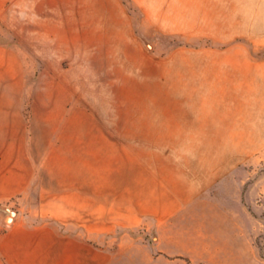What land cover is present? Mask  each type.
I'll list each match as a JSON object with an SVG mask.
<instances>
[{
    "label": "rangeland",
    "instance_id": "374dc122",
    "mask_svg": "<svg viewBox=\"0 0 264 264\" xmlns=\"http://www.w3.org/2000/svg\"><path fill=\"white\" fill-rule=\"evenodd\" d=\"M0 145L38 177L1 209L5 228L20 215L37 235L4 243L0 264H191L151 226L106 232L133 196L130 157L177 195V219L220 241L237 224L264 264V0H0ZM72 175L98 180L91 240L30 215L41 177Z\"/></svg>",
    "mask_w": 264,
    "mask_h": 264
},
{
    "label": "crops",
    "instance_id": "0c3cea01",
    "mask_svg": "<svg viewBox=\"0 0 264 264\" xmlns=\"http://www.w3.org/2000/svg\"><path fill=\"white\" fill-rule=\"evenodd\" d=\"M130 158L129 161L135 163L140 170L139 176H125L129 179L124 184V190L133 196L129 201H123V208H119L116 217L109 219L105 226L106 232H112L117 225L131 229L141 226L148 229L151 226L157 233L156 246L164 256L186 257L191 264H259L251 240L244 236L240 226L231 224L222 234L223 241H220L219 233H211L205 229V225L191 227L190 224L180 221L177 215L183 207L177 195L143 160ZM37 180L35 169L29 160L21 161L16 154L7 157L0 145V250L3 249L4 243L15 245V238L19 239L20 244L21 240L33 242L37 235L20 215H17L9 229L5 228L1 213L3 206L29 196ZM39 180L41 188L38 192V206L30 215L49 218L67 226V229L69 226H80L83 233L86 232L87 239L91 240L90 235L97 233L95 224L100 219L99 204L96 202L95 207H87L85 195L91 194L93 201L97 199L94 194L99 193L98 180L96 179L95 183L92 180L91 185H85L82 177L77 175L64 178L43 176ZM175 180L177 182V178ZM51 182L55 189L46 187ZM69 194L72 199L68 198ZM166 203L169 207H164ZM187 228L186 244H177L180 239L176 231ZM44 232L65 249L71 244L78 247V242L81 248L83 246L80 237H71L69 241L65 236L58 238L57 233L46 228ZM76 254L77 257H83L81 250L79 253L76 251Z\"/></svg>",
    "mask_w": 264,
    "mask_h": 264
},
{
    "label": "bare ground",
    "instance_id": "6f19581e",
    "mask_svg": "<svg viewBox=\"0 0 264 264\" xmlns=\"http://www.w3.org/2000/svg\"><path fill=\"white\" fill-rule=\"evenodd\" d=\"M12 216H13V215H11L10 217H8V218H7V221H9V222H10V221H11V219H12Z\"/></svg>",
    "mask_w": 264,
    "mask_h": 264
},
{
    "label": "water",
    "instance_id": "95a60500",
    "mask_svg": "<svg viewBox=\"0 0 264 264\" xmlns=\"http://www.w3.org/2000/svg\"><path fill=\"white\" fill-rule=\"evenodd\" d=\"M9 222V221H8Z\"/></svg>",
    "mask_w": 264,
    "mask_h": 264
}]
</instances>
